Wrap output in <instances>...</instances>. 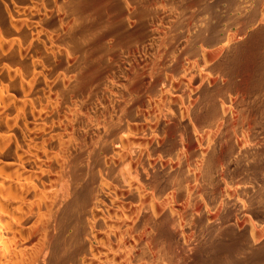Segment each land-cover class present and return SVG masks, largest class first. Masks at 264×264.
<instances>
[{"label":"bare ground","instance_id":"1","mask_svg":"<svg viewBox=\"0 0 264 264\" xmlns=\"http://www.w3.org/2000/svg\"><path fill=\"white\" fill-rule=\"evenodd\" d=\"M0 264H264V0H0Z\"/></svg>","mask_w":264,"mask_h":264}]
</instances>
